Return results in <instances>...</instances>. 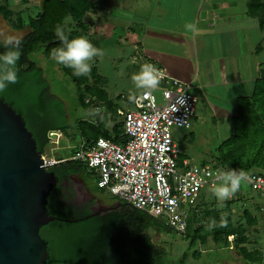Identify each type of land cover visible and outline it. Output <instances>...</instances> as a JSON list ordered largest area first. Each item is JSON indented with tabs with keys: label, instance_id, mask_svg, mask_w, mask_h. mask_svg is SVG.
Masks as SVG:
<instances>
[{
	"label": "trees",
	"instance_id": "obj_1",
	"mask_svg": "<svg viewBox=\"0 0 264 264\" xmlns=\"http://www.w3.org/2000/svg\"><path fill=\"white\" fill-rule=\"evenodd\" d=\"M102 1L40 0L34 16L28 15L24 20L18 18L16 21L11 18L7 3L0 7V16L10 28L25 31L22 35V56L18 62V83L9 85L5 92L0 93V98L21 115L27 130L32 134L36 150L41 155L46 152L49 144L60 141L62 134L67 137L69 131L77 133L80 143L87 145L99 137L116 143L124 141L122 122L109 126L116 117H120L117 110L122 107L109 100L107 92L101 86L106 84V78L99 73L97 65L92 66L88 76L77 78L73 76L72 69L54 60L59 73L72 84L79 107L84 110L94 109L96 105L104 108L103 112L70 123L63 100L51 93L44 69L37 61L52 59V49L62 46L54 35L57 25L65 28L69 38L87 35L90 26L84 17L95 9V3H98L96 7L99 8L103 4ZM97 27L91 34L94 41H91V35L87 39L94 46L100 47L101 40L109 37L112 28L109 25ZM4 51L3 41L0 40V53ZM87 98L89 100L85 101ZM236 104L237 116L233 119V133L218 145L216 157L211 165L236 170L242 168L245 172L264 170V75L255 80L252 93L237 98ZM77 147L78 145L74 147L70 155L58 156L57 160L71 157ZM48 170L53 172L57 182L47 196L46 203L48 214L54 219L39 229L48 252L45 264H185L186 252L174 262L167 261L162 255L154 252L155 247L148 231L153 228L162 232L173 230L160 218L131 208L120 200L110 209L95 214L90 210L94 200L80 207L71 204V190L62 187V183L71 175H82L91 179L94 190L100 194L104 192L97 186V177L83 162L68 159L49 167ZM238 195L239 191L234 196ZM201 200L199 198L195 208L189 210L186 231L181 234L188 237L189 247L198 240L204 242L206 239V234L202 233L201 228L194 226L198 219V203ZM233 200L231 198L224 202L226 210H229ZM203 212L205 226L211 220L219 224L221 217L227 220L226 227L211 230L206 227L207 233L215 243L223 247H236L243 262L264 264L261 252L255 257L244 248V227L235 226L229 213H222L217 208L205 209ZM243 214L248 224L255 222L254 216L246 209ZM193 253L195 256L199 255V252Z\"/></svg>",
	"mask_w": 264,
	"mask_h": 264
},
{
	"label": "rangeland",
	"instance_id": "obj_2",
	"mask_svg": "<svg viewBox=\"0 0 264 264\" xmlns=\"http://www.w3.org/2000/svg\"><path fill=\"white\" fill-rule=\"evenodd\" d=\"M40 0H0V7L8 4L11 10V18L16 21L18 18L23 19L28 15L34 16L38 11ZM109 16L101 12L87 13L84 20L90 26L89 33L85 35L90 37L92 31L105 25V19ZM114 20L115 18L111 17ZM67 22L69 20H66ZM108 22V21H107ZM110 23V22H109ZM93 25V26H92ZM113 27L109 37L102 39L100 49L103 50L102 57H94L92 66L98 68L99 73L106 78V84L101 85L108 94L109 100L123 109L131 107L129 95H139L143 89H136L132 82V75L140 70L145 59L139 48L132 46L125 41L127 36L126 30L120 27V24H111ZM102 33V31H101ZM25 31H16L10 28L7 22L0 16V40L3 41L9 35L22 36ZM91 35V41H94ZM93 44V43H92ZM94 45V44H93ZM97 47V46H96ZM44 69L52 94L61 98L65 104L67 118L70 123L76 119L89 118L92 114L84 115L86 111L76 103V97L72 84L62 76L55 66L53 59L37 60ZM95 63V64H94ZM155 90H149L156 97L157 103H161L162 90L166 87L164 80ZM191 93L198 95L196 104L197 120L189 128L171 126V135L176 147L179 150L178 160H182V155L188 156V161L193 165L211 164L216 157V148L218 145L233 133V123L228 119L213 118V112L206 106L204 97L194 90ZM121 117H116L113 124H119ZM108 126V127H109ZM65 137L63 134L60 141L49 144L43 156L50 162L58 161V156H68L74 147L80 143V137L77 133L70 131ZM63 142V143H62ZM256 170V169H254ZM90 182H89V181ZM91 179L82 175H71L69 179L62 183L64 189H70L72 192L71 204L76 207L85 205L94 200L90 207L93 212L103 211L115 206V201L105 191L100 194L93 188ZM202 200L198 203V219L194 226L201 228L203 234H206L204 242L198 240L196 244L189 247L188 237L177 234L173 230L160 231L153 228L148 231L151 242L154 244V252L162 255L163 259L170 262L176 261L184 252L187 253L185 264H250L243 262L238 249L234 246L230 248L220 246L215 243L211 235L207 233L205 220H203L204 210L217 208L222 213L230 214L233 224L244 227L243 236L245 238L244 248L252 253L255 257L261 252L264 262V200L260 199L250 188L242 183L239 195L233 197L229 205V210L225 206L219 207V201L209 190L203 189L200 197ZM258 207V208H257ZM204 209V210H203ZM247 210L251 216H254L255 222L248 224L244 218V210ZM231 237L229 238V241ZM193 252H199L195 256Z\"/></svg>",
	"mask_w": 264,
	"mask_h": 264
},
{
	"label": "crops",
	"instance_id": "obj_3",
	"mask_svg": "<svg viewBox=\"0 0 264 264\" xmlns=\"http://www.w3.org/2000/svg\"><path fill=\"white\" fill-rule=\"evenodd\" d=\"M102 2L88 13L115 18L107 17L103 27L120 24L128 33L125 41L141 50L144 63L154 64L166 80L187 83V91L204 97L214 119L233 123L237 98L249 96L255 80L264 75V0ZM189 22L196 32L185 29Z\"/></svg>",
	"mask_w": 264,
	"mask_h": 264
},
{
	"label": "built area",
	"instance_id": "obj_4",
	"mask_svg": "<svg viewBox=\"0 0 264 264\" xmlns=\"http://www.w3.org/2000/svg\"><path fill=\"white\" fill-rule=\"evenodd\" d=\"M163 78L166 80L165 75ZM165 83L161 103L149 90H143L134 96L131 107L117 110L123 142L103 137L88 145L81 142L75 153L63 160H80L97 177L98 188L183 234L188 212L195 208L203 189L211 191L220 183L217 174L232 168L178 160L171 126H191L197 97L187 91L185 82L168 78ZM247 174L246 184L264 200V170Z\"/></svg>",
	"mask_w": 264,
	"mask_h": 264
},
{
	"label": "water",
	"instance_id": "obj_5",
	"mask_svg": "<svg viewBox=\"0 0 264 264\" xmlns=\"http://www.w3.org/2000/svg\"><path fill=\"white\" fill-rule=\"evenodd\" d=\"M65 161H47L21 115L0 98V264L46 263L39 229L54 219L46 203L57 182L48 168Z\"/></svg>",
	"mask_w": 264,
	"mask_h": 264
},
{
	"label": "clouds",
	"instance_id": "obj_6",
	"mask_svg": "<svg viewBox=\"0 0 264 264\" xmlns=\"http://www.w3.org/2000/svg\"><path fill=\"white\" fill-rule=\"evenodd\" d=\"M185 29L192 32L197 31L196 25L191 22L185 24ZM54 35L59 39L62 46L52 49L51 58L57 63L72 69L73 76L77 78L88 76L92 70L91 62L93 58L102 57L104 55L103 50L94 46L85 36L69 38L65 28L61 25L56 26ZM22 46V36L9 35L3 40L5 51L0 53V93L5 92L9 85L18 83V62L22 56ZM162 79L163 74L152 63L142 64L140 70L132 75V82L135 88L143 90L157 89ZM134 98L133 94L129 95L130 100ZM103 111V107H98L82 111V113L87 115ZM217 179L220 183L214 185L211 191L220 202L219 207H223L224 202L233 198L240 190L241 184L249 180V176L247 172L241 168L239 170L231 169L220 172L217 174ZM226 226L227 220L221 217L219 224H217L215 220H211L206 227L208 230H211L216 227Z\"/></svg>",
	"mask_w": 264,
	"mask_h": 264
}]
</instances>
